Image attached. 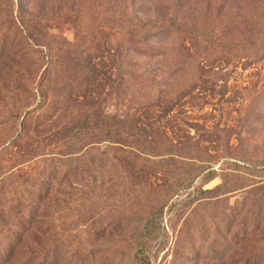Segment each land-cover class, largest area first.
Here are the masks:
<instances>
[{
    "label": "rangeland",
    "instance_id": "obj_1",
    "mask_svg": "<svg viewBox=\"0 0 264 264\" xmlns=\"http://www.w3.org/2000/svg\"><path fill=\"white\" fill-rule=\"evenodd\" d=\"M14 2L15 16L44 17L43 35L52 39L56 49L62 48L64 41L75 44L80 36L74 54L93 58L92 64L97 69L95 75L81 71L70 86L67 84L59 90L61 100L65 96L69 99L61 103L62 111L42 124L41 131L91 125L83 128L86 136L94 132L95 117L115 115L124 120L129 113L141 119L133 128L124 127L116 143L105 140L90 144L79 155L75 154L83 156L92 149L93 154H85L80 164L92 158L98 160L90 173L77 174L84 186L91 185L92 172L110 170L108 178L94 184L96 193L103 194L105 199L104 203V199L98 201L96 193L93 194L95 227L86 217L77 220V209L73 219L59 223L61 227L71 226L66 239L75 245L83 243L85 254L95 241V232L106 231L103 236L112 245L95 262L89 260L87 264H120L118 258L123 264H144L143 261L146 264H236L241 257H264V247L252 244L249 245L253 247H247L250 241L264 240V219L253 226L259 228L258 232H252L253 227L247 225L248 231L240 233L243 228L239 226L243 219V222L251 219L254 209L264 217V199L255 203L249 194L264 184V167L256 169L264 166V58L254 53L241 55L231 63L207 64L197 60L203 69H192L185 76L190 81L186 85L198 83V87L176 103L177 95L162 98L160 92L166 89L162 85L170 67L180 63L174 51L178 43L152 40L148 49L159 56L136 58L131 52V60L126 57V49H141L142 45L140 38H132L125 31L129 20L138 27L143 22L149 26L172 18L196 23L201 16L214 19L220 30L234 15L259 17L264 13V0ZM28 41L29 45L33 43L31 39ZM36 42L41 46L34 45L31 51L40 49L47 53L45 40L36 39ZM36 57L34 54L33 59ZM39 80L38 77L34 84L38 96ZM180 84L181 81L176 82L173 89ZM171 100L175 107L165 113L166 107H172ZM139 129H145L147 134H138ZM50 140L44 143L45 153L62 158L65 147ZM147 141L157 148V156H148V161H134V153H139L134 146ZM191 143L199 144L202 149L200 161L193 158L194 152L189 154L182 148ZM40 158L29 159L12 172L19 168L29 171L28 167ZM195 159L200 162L197 166L204 160L210 161L217 172L216 178L208 181V170L188 182L191 178L188 169L191 162H197ZM225 184V189L215 195L204 194ZM86 208L89 210V206ZM75 220L78 225L71 224ZM78 228L84 231L82 235ZM136 241L140 242L142 252L136 249Z\"/></svg>",
    "mask_w": 264,
    "mask_h": 264
},
{
    "label": "trees",
    "instance_id": "obj_2",
    "mask_svg": "<svg viewBox=\"0 0 264 264\" xmlns=\"http://www.w3.org/2000/svg\"><path fill=\"white\" fill-rule=\"evenodd\" d=\"M15 9L14 0H0V264H67L71 261L73 264H87L89 260L95 262L99 255L107 251V246L112 245V242L103 236L106 231L98 229L99 231L95 232V241L89 245L85 254L83 243L79 242L75 245L66 239V234L70 231L68 228L71 226L64 224L61 227L59 223L63 224L62 221L73 219L77 209V220L78 217H86L95 227L94 184L97 180L108 178L110 170L105 172L102 168L97 173L94 172L95 176L92 172L91 185L84 186L77 174L90 173L98 160L92 158L88 163L80 164L84 160L82 157L93 154L92 149L87 151L85 156H75V154L79 155L83 147L90 144L105 140L116 143V138L121 136L120 132L124 127L133 128L141 119H137L136 114L129 113L123 118L124 120L115 115L106 116L104 119L95 117L94 132H88L86 136L83 128H90L91 125L83 127L76 125L71 129L55 127L54 132L41 131L42 124L49 121L59 110L62 111L61 103L69 99L65 96V99L61 100L58 95L59 90L67 84L70 86L81 71L88 70L89 74L95 75L97 69L92 64L93 58L74 54L80 36L75 44L64 41L61 44L62 48L56 49L53 47L52 39L43 35L44 17L32 14H20L18 17L14 14ZM195 22L197 24L185 19L172 18L149 26L143 22L137 27L129 20L125 29L132 38H140L142 45L141 49H126L127 59L133 60L131 52L135 53L136 58L153 59L159 56L160 54L157 53L154 55L153 49H148L152 40L159 39L161 43L169 41L178 43L174 51L175 59L180 63L178 66L175 64L173 68L170 67L162 85L166 89L160 92V95H164L162 98L177 95L178 97L174 99L176 103L190 96L198 87V83L186 85L190 81L188 76H185L188 71L192 73V69H203L202 64H197V60L202 59L201 62L205 61L207 64L231 63L241 55L250 56L254 53L264 58V13L254 18L234 15L225 21L220 30H217L214 19H206L205 16H201ZM29 39L34 44L29 45ZM36 39L45 40L47 53L40 49L31 51L34 45L41 46ZM134 44L135 42L131 46L133 47ZM27 47H30V50ZM34 54L37 56L36 59H33ZM38 77L40 78L37 85L39 96L34 89ZM178 81H181V84L173 89ZM198 82L201 84V79ZM181 87L184 88L181 90ZM85 89L87 90V85ZM171 104L172 107H166L165 113L175 105L173 100ZM30 133L41 139L32 138ZM142 133L147 134L145 129H139L138 134L143 135ZM47 140L53 141L54 144H63L65 148L62 151V158L45 153L44 143ZM134 147L139 151L138 154L134 153V161L157 156V148L148 141ZM182 148L188 150L189 154L194 152L193 158L200 161L203 152L199 144L191 143L185 147L183 145ZM180 150L182 151L181 148ZM69 154L70 156L67 157ZM38 157L41 158L34 161V166L28 167L29 171L19 168L12 172L27 160ZM199 161L191 162L188 169L191 178L188 182H193L208 170L210 171L206 174L207 180L215 179L217 172L212 169L210 161L204 160L201 166H197ZM263 167L262 165L256 169ZM168 172H170L169 168ZM225 186L226 184L204 191V194L215 195L223 191ZM83 187L87 190L82 189ZM249 194H252L253 200L258 201L255 203L263 201L264 184L256 187ZM96 195L98 201L104 199L103 194L96 193ZM86 206H89V210H85L88 209ZM257 213L259 211L254 209L249 221L243 222V219L239 223L243 228L240 233L248 231L247 225L253 227L264 219ZM77 220L71 224L78 225ZM89 223L85 226L90 227ZM78 230L81 235L84 233L80 228ZM257 230L259 231V228L253 227L251 231L258 232ZM135 244L138 246L136 249L142 252L139 247L140 242L136 241ZM249 244L263 249L264 240L250 241L247 247H253ZM83 257L86 259L82 260ZM73 260L76 262L74 263ZM117 261L123 264L120 258ZM146 262L143 261L144 264ZM236 264H264V257H241L236 260Z\"/></svg>",
    "mask_w": 264,
    "mask_h": 264
}]
</instances>
